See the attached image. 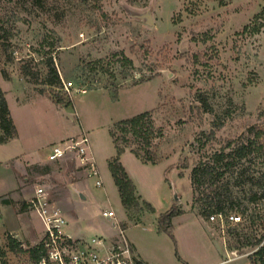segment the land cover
<instances>
[{
  "label": "rangeland",
  "instance_id": "1",
  "mask_svg": "<svg viewBox=\"0 0 264 264\" xmlns=\"http://www.w3.org/2000/svg\"><path fill=\"white\" fill-rule=\"evenodd\" d=\"M49 1L59 9L47 16L20 14L13 24L10 13L7 19L12 34L7 52L15 62L7 64L0 48V88L23 135L0 145L4 187L16 186L9 172L15 162L10 159L22 149L28 153L38 149L34 156L26 154V162L40 160L51 152L50 141L83 129L103 186L97 187L90 177L85 185L65 186L70 211L66 233L102 238L97 235L103 225L114 221L103 218L102 212L112 210L115 231L120 223H128V240L149 264H250L251 250L229 248L228 230L235 225L222 230L193 208L190 176L203 154L237 141L251 127L264 131V27L259 33L250 32L257 15H263L258 24H264V0H89L87 5L80 0ZM7 5L0 2L3 10ZM62 12L63 18L58 16ZM39 47L41 52H52L63 81L60 90L34 85L20 75V61L30 57L43 70ZM122 53L132 66L118 62ZM2 69L12 81L2 78ZM69 81L87 92L69 95L64 90ZM41 90L61 93L72 105L57 110L48 99H36ZM199 96L207 101L210 113L198 102ZM144 112H151L163 130L154 149L162 162L145 165L130 151L121 157L137 196L154 208V212L143 210L135 224L126 215L108 167L116 155L110 129ZM30 170L29 177L41 172ZM24 187L32 193L45 185L34 179ZM46 190L53 200V192ZM4 199L12 203L5 205ZM29 203L20 200L17 191L0 196V264L33 263L28 254L9 251V236H18L24 250L45 239V226ZM174 204L184 215L174 219L173 240L158 231L157 219ZM247 206L264 224V201Z\"/></svg>",
  "mask_w": 264,
  "mask_h": 264
},
{
  "label": "trees",
  "instance_id": "2",
  "mask_svg": "<svg viewBox=\"0 0 264 264\" xmlns=\"http://www.w3.org/2000/svg\"><path fill=\"white\" fill-rule=\"evenodd\" d=\"M8 7H0V48L3 49L5 62L13 64L15 57L7 50L11 46L12 34L8 29V21H19L20 14L26 16L51 14V11L59 9L57 5H50L49 0H5ZM87 5L89 0H80ZM96 1V0H95ZM2 2V0H0ZM11 16L8 18V15ZM58 13V12H56ZM64 17V12L58 14ZM263 15L254 18V25L251 33H259L264 24H258ZM17 18V20H16ZM60 19V18H59ZM249 26L245 28L248 30ZM42 45V44H41ZM54 48V44H50ZM41 47V46H40ZM41 62L43 70L38 69L39 62L35 64V59L30 57L28 60L20 61L19 68L22 79L34 85H42L55 91L62 88V78L52 57V52H41ZM44 49V46H42ZM116 56V55H115ZM118 62L123 65H131L133 62L123 53ZM34 64V65H33ZM37 65V67H36ZM103 72L108 71L103 67ZM2 78L5 81H12L10 73L2 69ZM50 92V91H49ZM40 95L49 98L56 106L69 107L72 100H67L61 93H48L41 90ZM198 102L206 113H210L207 101L200 97ZM116 155L108 162L114 182L118 188L122 205L126 210V215L130 222L138 224L141 221L143 210L154 212L150 203L141 200L137 196V189L130 179L121 157L130 151L141 163L145 165H159L162 159L155 153V141L163 137V130L155 125L151 112H144L132 118L121 120L110 129ZM18 137V131L11 116L5 92L0 88V145L9 143ZM264 131L251 127L237 141H228L220 150L203 154L200 161L191 169L190 181L193 187L194 199L193 208L198 209L199 215L209 221L210 216L216 214L229 216L238 212L242 222L228 230V236L232 243L229 244L230 250L243 252L251 250L248 255L250 264H264V227L261 217L247 204H257L264 201ZM202 149V148H201ZM38 169L39 167H34ZM11 199H4L3 204L10 205ZM30 205V203H29ZM184 215V211L174 204L168 211L162 213L157 219V229L161 233L168 234L173 240V220ZM124 230L128 223L120 224ZM7 245L12 253H26L33 263H38L44 258H48V251L44 246V240L27 250L23 245L12 236L8 237ZM178 256V252H176ZM179 257V256H178ZM180 259V257H179ZM181 260V259H180ZM136 264H149L143 260H137Z\"/></svg>",
  "mask_w": 264,
  "mask_h": 264
},
{
  "label": "built area",
  "instance_id": "3",
  "mask_svg": "<svg viewBox=\"0 0 264 264\" xmlns=\"http://www.w3.org/2000/svg\"><path fill=\"white\" fill-rule=\"evenodd\" d=\"M64 90L69 95L87 92L86 89L75 85L72 81L64 82ZM89 153L90 141L83 133L76 138L53 145L48 159L50 162H56L66 156H72L80 167L87 170L90 178L96 179V186L102 187L100 172ZM30 206L45 226L44 246L48 251V258L31 264H136L138 258L125 230L120 225L118 238L114 242L103 237L85 242L76 241L66 234L67 220L62 211L52 205L51 196L45 188H36ZM102 215L105 218L114 219L116 217L112 210L103 211ZM209 222L219 223L221 229L224 230L225 225L241 223L242 218L234 214L229 216L214 214L210 216Z\"/></svg>",
  "mask_w": 264,
  "mask_h": 264
},
{
  "label": "crops",
  "instance_id": "4",
  "mask_svg": "<svg viewBox=\"0 0 264 264\" xmlns=\"http://www.w3.org/2000/svg\"><path fill=\"white\" fill-rule=\"evenodd\" d=\"M41 97L48 99V101H50V103L57 110H61L62 107L56 106L46 96H42V95L38 94V97H36V99L41 98ZM10 112H11V110H10ZM11 116H12V112H11ZM12 118H13V121H14L15 126H16L17 131H18V137L16 139L19 140L22 138L23 131L21 129V126L18 125V123L16 122L15 118L13 116H12ZM81 128H82V126H81ZM83 133H85V131L83 129H81L78 132L69 133L68 135H65L63 137H59L58 139H53L52 141L49 142L50 144H49L48 150L51 151L50 145H52L56 142L76 138ZM16 139H14V140H16ZM26 150L27 149H22V151H21V153H19V155L18 154L14 155V157H12V159H10V161L14 160V162H15L14 166L11 167V169L9 170V172L10 171L13 172V175L15 177L13 179L15 182V185H16L15 187H13V186L9 187V188L4 187L5 186L4 185L5 184L4 179L2 178V175L0 173V188H3V190H4V191H0V196H4V195L9 194L11 192L13 194L15 191H17V195H18V198L20 200H22L23 202H27V201L30 202L35 196L36 189H35V192L31 193L27 190V187H24V185L25 186L28 185L31 180H34V179L39 180L40 179V180L44 181V185H45L44 188L48 189V190L50 189L54 194L53 195L54 199L52 200V198H51L52 205L59 208L62 211V214L64 215L65 219L68 220L67 216H69L70 211L67 208L68 206H65V201H64L66 199L65 186L68 184L69 185L74 184V185L78 186L79 183L85 185L86 180L89 178L87 170L85 168L80 167L72 156H66L64 159L58 160L56 162H50L48 159V156L50 153L43 156V158H41L40 160H32V161L26 162L24 160L26 158V154H29V155L33 154V156H34V154H36V151L38 149H36V150L34 149V150L30 151L29 153ZM89 154H90V157L92 158V160L96 164L95 157L93 155L91 147H90V153ZM1 166H2V163L0 162V167ZM96 166H97V164H96ZM31 167H39L36 170H38V171L41 170V172H37L36 174H31L30 175L31 179H30V177L28 176L29 175L28 172L31 171L30 170ZM18 168L19 169L23 168V171L19 170ZM125 168H126V166H125ZM126 170H127V168H126ZM127 172H128V170H127ZM128 174H129V172H128ZM100 178H101V176H100ZM9 182H10V179H9ZM12 198H14L13 195H12ZM14 201L16 202V200H14ZM102 217H103V215H102ZM103 218H105V217H103ZM105 219L112 220V221L114 220V221L113 222L108 221V222H110L109 225H107V224L103 225L104 227L100 230L101 231L100 235H97V236H101L103 238H106L108 241L114 242L118 238V233H117V231H115L116 230L115 227L117 226L116 225L117 223H115L116 217L114 219H112V218H105ZM116 222H117V220H116ZM67 224H68V221H67ZM120 224H122V223H120ZM173 225H174V220H173ZM66 234L69 235L73 240H77V241H83V240L90 241L91 239H93V237H96V236H93L89 239H86L84 237L74 236V234L72 232L71 233L69 232ZM16 238H18V236H16ZM130 243L132 244L133 250H134L138 260H143L144 262L148 263V261L142 257V254L140 253L139 249L132 242H130Z\"/></svg>",
  "mask_w": 264,
  "mask_h": 264
},
{
  "label": "water",
  "instance_id": "5",
  "mask_svg": "<svg viewBox=\"0 0 264 264\" xmlns=\"http://www.w3.org/2000/svg\"><path fill=\"white\" fill-rule=\"evenodd\" d=\"M145 17L147 18L149 24H151V17H150V15H146ZM174 194H175V195H174L175 200L177 201V200H178V198H177V193L175 192Z\"/></svg>",
  "mask_w": 264,
  "mask_h": 264
}]
</instances>
